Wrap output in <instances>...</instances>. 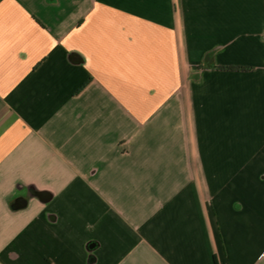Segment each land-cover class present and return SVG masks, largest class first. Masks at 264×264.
<instances>
[{
	"label": "crops",
	"instance_id": "0c3cea01",
	"mask_svg": "<svg viewBox=\"0 0 264 264\" xmlns=\"http://www.w3.org/2000/svg\"><path fill=\"white\" fill-rule=\"evenodd\" d=\"M0 264H264V0H0Z\"/></svg>",
	"mask_w": 264,
	"mask_h": 264
},
{
	"label": "trees",
	"instance_id": "16d2710c",
	"mask_svg": "<svg viewBox=\"0 0 264 264\" xmlns=\"http://www.w3.org/2000/svg\"><path fill=\"white\" fill-rule=\"evenodd\" d=\"M218 70H222V71H243V72H247V71H252L253 68L252 67H247V66H217Z\"/></svg>",
	"mask_w": 264,
	"mask_h": 264
},
{
	"label": "water",
	"instance_id": "95a60500",
	"mask_svg": "<svg viewBox=\"0 0 264 264\" xmlns=\"http://www.w3.org/2000/svg\"><path fill=\"white\" fill-rule=\"evenodd\" d=\"M40 197L43 200H48V198H49L47 194H41ZM25 204H26L25 201L20 199L17 201L15 206H16V208H21V207H24Z\"/></svg>",
	"mask_w": 264,
	"mask_h": 264
}]
</instances>
